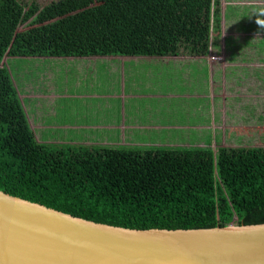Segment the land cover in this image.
I'll return each mask as SVG.
<instances>
[{
    "label": "trees",
    "instance_id": "trees-1",
    "mask_svg": "<svg viewBox=\"0 0 264 264\" xmlns=\"http://www.w3.org/2000/svg\"><path fill=\"white\" fill-rule=\"evenodd\" d=\"M218 1L58 0L31 22L40 26L16 33L31 16L23 2L0 0V191L134 230L264 224V148L212 153L40 144L2 65L5 57H204L210 30L219 33ZM79 8L70 23L40 24Z\"/></svg>",
    "mask_w": 264,
    "mask_h": 264
},
{
    "label": "rangeland",
    "instance_id": "rangeland-1",
    "mask_svg": "<svg viewBox=\"0 0 264 264\" xmlns=\"http://www.w3.org/2000/svg\"><path fill=\"white\" fill-rule=\"evenodd\" d=\"M18 1L31 17L18 24L16 33L40 26L31 22L58 4ZM218 2L220 29L218 35L211 33L217 49L212 45L209 53L213 61L187 55L5 57L2 65L35 140L141 151L264 148V0ZM75 13L52 14L40 24L70 23Z\"/></svg>",
    "mask_w": 264,
    "mask_h": 264
},
{
    "label": "water",
    "instance_id": "water-1",
    "mask_svg": "<svg viewBox=\"0 0 264 264\" xmlns=\"http://www.w3.org/2000/svg\"><path fill=\"white\" fill-rule=\"evenodd\" d=\"M0 264H264V224L134 230L0 191Z\"/></svg>",
    "mask_w": 264,
    "mask_h": 264
},
{
    "label": "clouds",
    "instance_id": "clouds-1",
    "mask_svg": "<svg viewBox=\"0 0 264 264\" xmlns=\"http://www.w3.org/2000/svg\"><path fill=\"white\" fill-rule=\"evenodd\" d=\"M81 11H82V8H79V9H76V10H75V12L78 13V14H80ZM48 25H49V24H48ZM211 33H212V31L210 30V33H209V42H208V53H207V55L204 56V57H207V58H209L210 61H213V58H212V57L210 58V56H212V55H209V53H210V51H211L210 49H211L212 45L214 46V44H213V43H214V39L211 38ZM213 48H215V47H213ZM102 57H103V58H104V57H106V58H111V57H117V56H110V57H108V56H102ZM120 57H124V56H120ZM178 57H179V56H178ZM204 57H203V58H204ZM74 58H78V57H74ZM83 58H92V57H83ZM132 58H133V57H132ZM192 58L199 59L200 57H192ZM78 59H80V57H79ZM261 61H262V62H261L260 64H261V65L264 64V59H262Z\"/></svg>",
    "mask_w": 264,
    "mask_h": 264
},
{
    "label": "crops",
    "instance_id": "crops-1",
    "mask_svg": "<svg viewBox=\"0 0 264 264\" xmlns=\"http://www.w3.org/2000/svg\"><path fill=\"white\" fill-rule=\"evenodd\" d=\"M57 58H62V57H57ZM66 59H69V60H73V59H78V58H74V57H65ZM96 58H98V59H104V58H106V57H99V56H96ZM167 58V57H166ZM139 59H148V58H139ZM160 59H165V58H160ZM177 59V58H176ZM180 59V58H179ZM221 61V60H220ZM220 61H218V62H220ZM222 63H226V62H222Z\"/></svg>",
    "mask_w": 264,
    "mask_h": 264
},
{
    "label": "flooded vegetation",
    "instance_id": "flooded-vegetation-1",
    "mask_svg": "<svg viewBox=\"0 0 264 264\" xmlns=\"http://www.w3.org/2000/svg\"><path fill=\"white\" fill-rule=\"evenodd\" d=\"M226 64V63H225Z\"/></svg>",
    "mask_w": 264,
    "mask_h": 264
}]
</instances>
